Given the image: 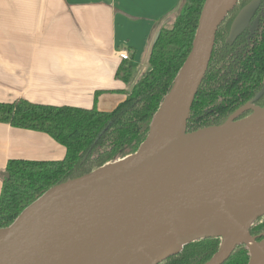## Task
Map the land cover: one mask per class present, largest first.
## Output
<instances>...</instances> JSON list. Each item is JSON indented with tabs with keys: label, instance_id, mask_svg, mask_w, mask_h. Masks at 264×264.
<instances>
[{
	"label": "water",
	"instance_id": "1",
	"mask_svg": "<svg viewBox=\"0 0 264 264\" xmlns=\"http://www.w3.org/2000/svg\"><path fill=\"white\" fill-rule=\"evenodd\" d=\"M258 2L237 17L231 42ZM237 3L204 1L189 55L135 154L29 205L0 229V264H160L211 236L222 242L204 264H223L244 244L249 264H264V233L257 242L249 232L264 216V107L248 104L222 125L185 132L215 34Z\"/></svg>",
	"mask_w": 264,
	"mask_h": 264
},
{
	"label": "trees",
	"instance_id": "2",
	"mask_svg": "<svg viewBox=\"0 0 264 264\" xmlns=\"http://www.w3.org/2000/svg\"><path fill=\"white\" fill-rule=\"evenodd\" d=\"M205 0H183L169 28L162 27L151 46L149 67L126 92L124 100L108 112L66 105L0 102V123L44 133L64 148L60 160L11 159L0 188V229L9 228L29 205L52 187L93 173L107 164L135 154L144 140L161 102L172 89L191 49ZM238 38L230 41L237 17L255 0H237L215 36L206 75L188 115L185 132L219 126L245 105L264 107V0ZM255 26L250 31L253 23ZM116 78L129 83L131 66L123 61ZM100 92H96V101ZM251 111L240 114V118ZM249 232L257 242L264 233V216ZM221 237H207L185 245L178 255L160 264H204L218 251ZM250 249L237 246L223 264H249Z\"/></svg>",
	"mask_w": 264,
	"mask_h": 264
},
{
	"label": "crops",
	"instance_id": "3",
	"mask_svg": "<svg viewBox=\"0 0 264 264\" xmlns=\"http://www.w3.org/2000/svg\"><path fill=\"white\" fill-rule=\"evenodd\" d=\"M182 2L0 0V102L86 109L95 102L99 111L112 110L134 84L116 78L117 53L128 52L138 80L158 31L171 25ZM63 155L46 134L0 123V188L9 160L57 161Z\"/></svg>",
	"mask_w": 264,
	"mask_h": 264
},
{
	"label": "built area",
	"instance_id": "4",
	"mask_svg": "<svg viewBox=\"0 0 264 264\" xmlns=\"http://www.w3.org/2000/svg\"><path fill=\"white\" fill-rule=\"evenodd\" d=\"M117 55L122 62L128 61L130 59V55L128 54L126 50L118 52Z\"/></svg>",
	"mask_w": 264,
	"mask_h": 264
},
{
	"label": "rangeland",
	"instance_id": "5",
	"mask_svg": "<svg viewBox=\"0 0 264 264\" xmlns=\"http://www.w3.org/2000/svg\"><path fill=\"white\" fill-rule=\"evenodd\" d=\"M177 13H178V12H177ZM177 13L174 14V18H175V16L177 15ZM172 23H173V21H172ZM172 23H171V24H172ZM170 26H171V25H169L167 28H169ZM134 77H135V76H132V78H131V82L133 81V83H135L136 80H137V79L134 80Z\"/></svg>",
	"mask_w": 264,
	"mask_h": 264
},
{
	"label": "flooded vegetation",
	"instance_id": "6",
	"mask_svg": "<svg viewBox=\"0 0 264 264\" xmlns=\"http://www.w3.org/2000/svg\"><path fill=\"white\" fill-rule=\"evenodd\" d=\"M249 23H250V22H249ZM248 25H249V24H248ZM254 26H255V22L253 23V25H252L250 31L253 30Z\"/></svg>",
	"mask_w": 264,
	"mask_h": 264
}]
</instances>
